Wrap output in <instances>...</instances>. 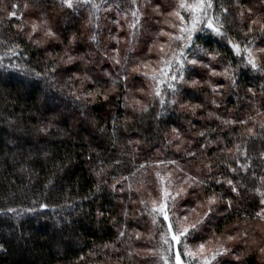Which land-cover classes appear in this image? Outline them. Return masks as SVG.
Returning <instances> with one entry per match:
<instances>
[{"label": "trees", "instance_id": "trees-1", "mask_svg": "<svg viewBox=\"0 0 264 264\" xmlns=\"http://www.w3.org/2000/svg\"><path fill=\"white\" fill-rule=\"evenodd\" d=\"M144 3L145 0H138V6L145 14L143 29H137L140 34L132 41L128 28L132 17L128 13L127 19L123 18L129 8L124 0H91L75 11L62 7L60 0H0V39L7 40L8 45L20 43L23 49L21 56L9 57L5 55L7 45L0 44V56L4 57L0 60V264H163L161 258L164 255L174 261V252L164 251L158 234L159 225L152 223V218L143 212L139 203L141 198L151 201L159 195V182L154 174L164 171L165 165L156 167L155 161L175 160L185 172L201 179H208L211 175L236 180L241 176L251 177L253 172L257 176L264 175V171L256 167L259 161L255 159L264 150V130L260 128L264 123V72L240 68L239 87L234 89L222 76H212L209 69L197 67L188 72L186 78L197 79L200 84L197 87L182 85L177 98L180 104L202 107L193 115L191 110L181 109L178 104L170 107L167 115L160 119L156 116L161 110L159 100L151 95L155 85L143 76L129 73V101L135 97L149 105V110L141 113L123 106L126 94L123 82L113 85L103 75V68L113 71L114 76L115 70L110 60L101 58V53L109 50L111 55L110 50L118 47L121 58L129 57V68L141 60L156 61V50L149 53L148 48L153 43L154 33L164 26L156 21L163 18L153 13L151 5L143 7ZM163 3L172 6L176 0H163ZM224 3L229 6L227 0ZM13 4L19 5L15 9L17 17L9 19ZM248 8L252 9L251 16L247 13ZM230 10L245 12L243 22L237 18L228 28L230 36L244 42L243 33L247 32L244 24L264 14V0H240L239 8L231 7ZM42 18L57 34L55 38L44 37L43 32L38 31L35 38L40 39L41 44L35 45L27 39L30 27H25L24 33H18V26L30 25ZM114 20H119V25L113 23ZM74 34L76 40L70 46L71 55L97 60V64H85L79 60L73 64H59L54 74L56 84L51 88L44 80L37 83L33 77L25 75L33 68L43 72L46 67H51L52 55H56L57 60L64 55ZM93 34L97 35L99 49L91 40ZM113 36L119 44L111 38ZM253 37L256 46L264 47V33L257 31L248 38ZM166 39L160 37L161 41ZM197 43L202 48L221 53L220 58L211 61L218 72L228 61L236 68L241 60L225 39L210 32L201 34ZM130 46L133 48L131 52ZM10 64L16 67H8ZM85 70L96 81L85 86L93 91L99 88L107 94V100L103 95H96L87 102L75 101L71 93L81 87V81H69V77H82ZM217 84L223 87L213 93L212 86ZM161 87L168 91L167 84ZM249 87L253 88L254 97L247 92ZM137 89L144 91L141 93ZM53 95L58 106L56 120H52L50 109L53 105L48 99ZM213 100L216 104L212 103ZM81 104H84L83 108ZM209 113L216 115L209 116ZM113 117L117 118L115 146ZM222 120H248V124L225 125ZM50 121L52 127L47 133L37 131ZM248 127L254 128L258 134L256 139H248ZM173 128L178 129L183 140L179 151L176 145L180 140H173ZM201 131L206 135L200 136ZM129 139L141 143L128 145ZM208 139L220 143L206 153L201 152L200 145ZM245 139H248L249 154L253 157L252 167L247 173L241 170L237 175L230 172L229 165L239 170L247 159L242 155L238 160L234 159L233 154L220 149L225 146L234 149L235 144H243ZM168 140L173 143L169 145ZM188 151H195L196 157H188ZM100 160L106 165L112 164L103 177H97L93 171L98 168ZM117 160L119 164L114 163ZM209 160L213 165L211 173L204 167ZM145 163L148 167L138 171ZM175 167L167 166L168 169ZM132 172L136 173L134 177L130 175ZM121 176L129 177L124 182L126 190L114 192L111 185ZM102 180L107 183H102L101 191L97 192L96 185ZM127 183L132 185L131 192L127 191ZM246 184L248 190L241 191L239 196L226 184L214 182L207 189L196 190L201 192L200 199L215 190L223 194L224 200L216 207L211 223L191 240L197 242L213 235L220 236L225 228L238 222L242 224L241 232L247 230L248 238L258 241V229L249 225L260 219L255 213L260 210L262 197L253 188L264 190V186L255 178L246 180ZM228 198L233 202L231 210L226 208ZM195 199L189 196L178 200L177 215L182 216L185 207H194ZM42 204L49 207L42 208ZM9 208L16 209V212H7ZM125 208L127 217L123 215ZM27 209L34 211L28 212ZM98 211L103 215L98 216ZM66 220L72 221L71 225ZM121 230L125 231L123 237L119 236ZM136 233L141 234L139 239ZM239 243L242 245L244 241ZM232 247L247 252L243 257L244 264H264V255L259 257L255 244ZM181 258L184 264H189L183 253Z\"/></svg>", "mask_w": 264, "mask_h": 264}, {"label": "snow or ice", "instance_id": "snow-or-ice-1", "mask_svg": "<svg viewBox=\"0 0 264 264\" xmlns=\"http://www.w3.org/2000/svg\"><path fill=\"white\" fill-rule=\"evenodd\" d=\"M91 0H60L62 7H66L75 11L77 8L82 7L85 4H89ZM125 3L129 5L128 12L125 13L124 19H127L128 13L131 14L132 22L128 24V28L131 30L130 34L132 41L139 36L140 32L137 31L143 29L142 19L144 17V12L141 11V7L138 6V0H124ZM229 6H226L224 0H176L175 5L166 6L163 0H145L143 7L152 6V11L156 16L162 17V20H157L156 23L162 24L158 32L154 33L153 43L149 46L148 52L151 53L153 49L156 50L157 59L156 61L151 60H141L135 63L131 68L128 67L129 57L124 56L123 58L119 55V48H112L111 55H109V50H104L101 53V58L103 60H110L112 62V67L115 70V76L113 71L108 70V68H103V75L108 77L113 85L118 82H123V90L126 93L124 96L125 108L131 107L133 111H139L141 113L147 112L149 110V105L142 103L141 100L133 97L130 102L127 93L131 92L128 86L129 73H135L137 76H143L150 80L155 87L153 88L151 95L158 98L160 111L156 114L157 118L160 119L167 115L168 109L170 107L179 104L181 109H189L195 115V110L201 105H193L189 103L180 104L178 96L181 91L182 85H189L190 87H197L200 81L197 79H188L186 74L197 67L207 68L212 76H222L224 79L228 80L231 86L236 89L239 87L238 83V70L240 68L249 69L255 72H264V47H258L255 45L254 37L249 39V34H254L259 31L264 33V14L256 18H252L244 24L247 28V32H244V42L238 41L235 37L228 34V28L235 24L237 18L242 22L245 17V12L239 10L237 12H232L231 7L239 8L240 0H227ZM25 8L28 4L25 3ZM120 7V5H117ZM18 4L12 5V11L8 13V18L17 17ZM247 13L249 16L252 15V9L248 8ZM231 16V19H229ZM113 23L119 25V20H114ZM48 22L46 19H40L39 22H32L30 25H20L17 27L18 33H24L25 27H30V31L27 33V39L29 42L40 45L41 40L35 38V34L38 31L43 32V36L47 38H55L56 33L51 27L47 26ZM205 32H210L211 35L215 37L223 38L227 41L228 46L234 52L235 56L240 57L241 60L236 68L232 67V62L228 61L224 66L223 70L218 72L212 67L211 61L217 60L221 57L219 51H211L206 48H202L197 41L200 39L201 34ZM160 37H166V40L161 41ZM115 39L117 44L119 40L116 37H111ZM76 40L75 34L69 41V49H66L64 55L59 56L58 60L56 55H52V66L46 67L43 72L36 71L35 68L26 72L25 75L31 76L38 83L40 80H44L49 88L56 84L55 73L58 70L59 64H73L75 61L79 60L85 64H97V60H86L84 56H73L70 53V46ZM91 40L96 43L99 49L100 43L97 39V35L93 34ZM131 43V42H130ZM0 44L7 45L5 49L6 56H21L23 49L20 43H13L8 45L7 40L0 39ZM129 51H133L130 46ZM91 55V54H89ZM3 56H0V60H3ZM207 58V59H205ZM8 67H16L15 65H8ZM72 79L80 80L81 87L76 91L72 92L71 95L75 98V101L87 102L89 98H95L96 95H103L104 99L107 100L108 96L102 93L99 88L93 91L91 88L86 87L87 84H95L96 81L88 71L85 70L83 76L76 75L74 77H69V81ZM167 84L168 91L162 90V85ZM223 85L217 84L212 86L213 93H216ZM137 91L143 93V89H137ZM248 93H251L253 97L255 92L252 87L247 89ZM170 97V98H169ZM49 102L53 105L50 109L52 114V120H56L58 116L56 106L55 95L48 98ZM216 104V101H212ZM219 107V105H216ZM84 107V104H81ZM215 113H209V116H215ZM217 119L221 117L216 116ZM225 125L231 124H248V120H222ZM125 130L127 127V121H125ZM52 127V122L42 125L37 131L41 133H47ZM260 128L264 130V123L260 124ZM249 134L248 139H256L258 134L255 132L253 127H248L246 129ZM175 133L173 140H180V144L176 145L177 151L180 150L183 140L181 139L178 129L173 128ZM200 136H205L206 133L201 131ZM243 135V134H242ZM112 138L113 145L117 140V118L112 119ZM248 139H245L243 144H235L234 149L221 148V152H227L233 154L232 158L237 159L240 155L244 156L248 162L241 164L239 170L237 168L231 167L229 165V170L231 173L239 175L242 170L247 173L252 167L253 157L249 154ZM173 140H168V144L171 145ZM222 142V141H221ZM140 140L127 141L128 145H138ZM218 141L211 139L206 140V142L200 145L201 152L206 153V151L213 145H218ZM135 150V149H133ZM187 156L190 158L196 157L195 151L186 152ZM91 159V157L89 158ZM259 161L256 167L264 171V150L259 152V155L255 157ZM115 164H119L120 161H115ZM156 167L160 165H165L164 171H156L155 178L159 182V197L154 198L151 201L141 198L139 203L143 206V212H146L151 218L154 225H159L160 231L159 236L164 246L165 252H174V261H170L168 255L162 256L163 264H184V260L181 258V253L189 258V264H244L243 257L247 252H240L234 247L229 246V242L243 240L245 245L248 244L249 233L247 230L239 232L236 234H229L225 237H215L213 239L210 237L206 241H202L194 249L189 248L187 240L190 237L195 236L200 233L207 224H210L212 218L216 212V207L218 204L224 200L223 194L217 193L212 190L210 193H205L203 199H200L201 192L196 191L197 189H207L210 187L211 183L218 185L226 184L232 193L237 196L240 195L241 191L248 190V185L246 180L248 179H258L260 184L264 186V175L257 176L255 172L252 173L251 177L241 176L239 179L224 178L221 176H209L208 179H201L199 176H193L190 173L184 171L183 168L178 166L175 160H157L154 162ZM203 163V161H202ZM168 165H176L174 169H168ZM212 161L209 160L208 163L204 164L209 171L212 172ZM112 167V164L105 163L104 160H100L97 169H94V173L97 177H103L107 174V168ZM148 167L147 163L141 164L138 171L141 169H146ZM182 174V175H178ZM131 176H135L136 173L132 172ZM115 180V178H113ZM129 177L121 176L119 180L111 185L112 190L124 192L126 189L124 187V182H127ZM107 183V181H101V183L96 185V191H101V184ZM120 185L118 188L117 186ZM141 186H144V182L141 181ZM132 185L127 183V191L131 192ZM253 190L258 193L262 198L259 203L261 205L260 210L255 213V216L264 219V190L261 188L254 187ZM139 191V189H137ZM151 196V192L148 193ZM189 196L195 197L194 207H185L184 214L177 215L176 208L177 202L180 199H185ZM87 199V197H86ZM42 208H48L49 205L42 204ZM233 207V202L231 198L226 201V208L231 210ZM202 210V211H200ZM26 211L31 212L34 209H27ZM7 212L15 213L16 209L9 208ZM19 215V213H17ZM143 214V213H142ZM98 216H102L103 212L98 211ZM123 215L128 216L127 208H125ZM194 216V219H190ZM67 224L71 225L72 221H65ZM166 222V223H165ZM119 236H125V231L121 230ZM140 233H136V238L139 239ZM252 243L256 245V251L261 255H264V246H260L259 242L255 239ZM174 246H179L175 247ZM105 248L110 247V245H104ZM114 247V246H113ZM149 251H155L150 249ZM131 255V253H129ZM83 259V257H81Z\"/></svg>", "mask_w": 264, "mask_h": 264}, {"label": "rangeland", "instance_id": "rangeland-1", "mask_svg": "<svg viewBox=\"0 0 264 264\" xmlns=\"http://www.w3.org/2000/svg\"><path fill=\"white\" fill-rule=\"evenodd\" d=\"M187 169H190L189 167L186 166ZM160 195V193H159ZM159 195H157L156 198L159 197ZM195 217L194 216H191L190 219H194ZM250 227H256L258 229V236L257 239L258 241H260L261 243L264 244V219H257V220H254L251 222V224L249 225ZM241 228H242V224H239L238 222H235L233 223L232 225L228 226L227 228H225L224 232L220 235V236H223L226 238L227 235L229 234H236V233H239L241 232ZM220 236H211L213 239H215V237H220ZM210 238V237H209ZM209 238L205 239V240H200V241H195V240H191V237L187 240V244L189 246V248H192L194 249L197 245H199V243H201L202 241H206L208 240ZM240 240L238 241H233V242H229V246H237V245H240V246H244L245 243H239ZM253 246L254 244L252 243V239L248 238V244L247 246ZM263 255H261L259 253V257L262 258ZM186 260L189 261V258L186 256Z\"/></svg>", "mask_w": 264, "mask_h": 264}]
</instances>
